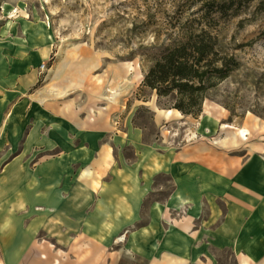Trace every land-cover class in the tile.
Segmentation results:
<instances>
[{"label": "rangeland", "instance_id": "1", "mask_svg": "<svg viewBox=\"0 0 264 264\" xmlns=\"http://www.w3.org/2000/svg\"><path fill=\"white\" fill-rule=\"evenodd\" d=\"M202 29L216 36L223 53L235 55L239 66L210 92V116L203 110L194 118L175 113L171 109L175 100L160 98L143 81L161 50L185 33ZM1 53L0 64L4 59L7 62L3 80L10 78L20 62L22 66L33 57L37 62L23 82L17 112L8 105L0 109V218L4 222H0V239L14 232L21 247L15 249L13 241L10 249H1L0 264H42L36 257L31 260L33 249L44 259L54 249L55 256L65 255L70 262L78 255L99 251L76 248L84 239L89 241L86 237L91 238L81 226L88 218L84 210L65 217L70 227L64 233L65 225L50 209H84L88 202L81 200L84 193L91 190L101 197L108 183L116 180L119 167H132L143 157L142 170L166 153L184 150L203 149L202 154L223 167L228 160L242 162L257 150L264 155V0H0ZM63 60L74 66L88 60L98 66L81 67L75 75L83 80L81 86L66 97H56L60 92L52 89L53 77ZM122 86L126 87L123 93ZM1 88L0 98L6 92ZM169 110L173 115L166 116ZM11 117L23 121V131L15 142L3 129ZM224 124L247 129L248 142L234 145L222 131ZM91 126L109 129L113 139L121 140L112 147L117 168L109 169L108 174L97 166L102 151L85 142V134L96 133L89 131ZM136 132L142 135L138 147L130 142ZM98 147L102 148L101 143ZM50 169L55 178L46 184ZM21 174L23 183L12 189L8 181ZM31 174L40 179L37 201L18 206L17 197L28 190ZM48 191L54 200L51 208L45 204ZM174 191L172 175L152 177L130 234L148 230L152 208L165 206ZM73 198L81 201L79 206L71 203ZM174 214L163 215L157 222L161 240H169L165 236L174 230ZM201 220H207L205 211ZM63 238L65 244L58 242ZM20 250L25 253L24 261L16 260ZM102 251L113 259L121 257L123 264H149L132 250L128 233L117 234ZM188 264H240V256L232 247L209 248L198 262Z\"/></svg>", "mask_w": 264, "mask_h": 264}, {"label": "crops", "instance_id": "2", "mask_svg": "<svg viewBox=\"0 0 264 264\" xmlns=\"http://www.w3.org/2000/svg\"><path fill=\"white\" fill-rule=\"evenodd\" d=\"M0 56L4 57L2 53ZM35 58L25 61L22 66L20 62L18 69L15 68L10 78L4 80L6 59L3 64H0V87L6 91L0 98V109L8 105L17 112L18 109L15 108L19 105L16 101L23 96V82L27 81L31 75V66L37 62V57ZM5 84L6 87H4ZM9 87L14 88L9 89ZM11 118L9 125L3 129H5L4 134L15 142L23 131V121L19 123L16 117ZM109 125L112 127L111 124ZM99 126H91L93 128L89 131L96 133L85 134L88 136L85 142L90 146L95 144V151H102L101 159H97V166L105 170L102 174H108L106 172L109 169L117 166V162L113 161L112 147L121 144V140L113 139V131ZM107 135L110 136L109 139ZM141 137L140 133H134L131 144L135 147L140 146ZM100 143L102 148L98 147ZM193 150L166 153L161 158L153 160L143 170L140 163L145 162L144 157L140 159V163L132 167H119L115 176L116 180L108 183L107 190L101 194V197L96 196L91 190L83 194L81 200L88 201L86 205L83 204L84 209L76 206L53 209L51 207L54 200L50 197L51 194L48 195L44 203L51 208L50 213L53 217L57 216L58 221L62 220L65 225L64 233L70 227V224L65 223V217L83 214L82 210H84L88 218L85 225L81 226L91 235V238L86 237L89 241L84 239V242L76 248H83L84 252L87 248H97L99 251L89 255H78L70 262L65 255L55 256L54 249L48 250L45 259L37 255L38 249H33L30 255L31 260L36 257L35 261L42 264H56V262L57 264H119L121 257L113 259L102 249L108 248L110 240H113L117 234L128 233L132 250H137L141 257L148 259L149 264L198 262L200 255L205 256L209 248L225 247L234 249L240 256V264H264V155L257 150L242 162L230 159L228 165L223 167L216 165L202 154L203 149ZM87 156L91 158L92 154L87 153ZM163 173L172 175L175 183L174 193L165 206L158 208L154 205L152 225L148 230L130 234V229L135 224L136 216L140 215L144 199L150 189V180L155 175ZM32 178H38V176L31 174L29 182ZM22 183V174L20 178L8 181L12 189H14L13 184ZM21 193L17 197L18 206L36 203L35 196H32L34 199L29 200L26 196L27 192ZM49 198H51L50 202H48ZM71 203L79 206L81 201L77 202L73 198ZM172 211L175 213L172 218L174 232L168 230L171 231V235L167 233L165 238L169 240L164 241L159 238V230L156 231L157 222L161 221L163 215L170 214ZM204 211L207 213V220L202 221ZM200 225L203 227L199 229ZM17 236L18 234L14 235L12 232L7 237H1L0 250L10 249L13 241H15L14 248L21 249L18 247ZM170 236L174 239H170ZM3 238H5L4 241ZM58 242L65 244L67 241L63 238ZM21 244L23 245V242ZM17 252L19 251L16 250ZM63 253L66 252L63 251ZM24 255L25 253L21 251V256L16 257V260L19 258L24 261L25 259H22Z\"/></svg>", "mask_w": 264, "mask_h": 264}, {"label": "trees", "instance_id": "3", "mask_svg": "<svg viewBox=\"0 0 264 264\" xmlns=\"http://www.w3.org/2000/svg\"><path fill=\"white\" fill-rule=\"evenodd\" d=\"M156 56L143 85L160 98L171 97V109L194 118L202 114L210 92L239 66L235 55L224 54L218 38L204 29L185 33Z\"/></svg>", "mask_w": 264, "mask_h": 264}, {"label": "bare ground", "instance_id": "4", "mask_svg": "<svg viewBox=\"0 0 264 264\" xmlns=\"http://www.w3.org/2000/svg\"><path fill=\"white\" fill-rule=\"evenodd\" d=\"M46 57H47V54L42 56V59H44ZM97 66H98L97 63H95V62H93V64H91V63L89 64L88 60H83L75 66L73 64L70 65L68 61L63 60L62 64L54 72V77H53L54 85H53L52 89H53V91H55L54 93H56V91L60 92V94L57 93V94H54V96L58 97V95H60V97H66L69 95L70 91L76 90L81 86L83 80L79 79V78H75V75L80 72L81 67H85L86 70H90V69L97 68ZM125 89H126V87L122 86L120 92H122V93L125 92L126 91ZM115 97H117L116 93L114 94V98ZM203 110H204L205 115L210 116L212 107H211V104H209L207 102V100L204 102ZM175 113L180 115V112L177 110H175ZM165 115L166 116L173 115V110L167 111L165 113ZM232 130L236 131V133H234ZM222 131L226 132V139L231 140L234 145H236L235 143L244 144V143L248 142V140H249L248 139V130L245 128L235 129L232 125L224 124L222 126ZM45 176L47 178L45 183L49 184L51 182V180L55 178L54 170H51V169L48 170ZM39 183H40L39 178H34V179L32 178L31 182H29V184L27 186L28 190L26 191L27 192L26 196L28 197L29 200L34 199L33 197L35 195H37V193L39 192V190L37 189ZM17 184H13L12 187L16 188ZM47 195H50V191L47 192ZM50 201H51V198L48 199V202H50ZM0 220H1V218H0ZM1 223L4 224V222H1ZM3 227H6V224ZM120 239H123V237H121Z\"/></svg>", "mask_w": 264, "mask_h": 264}]
</instances>
